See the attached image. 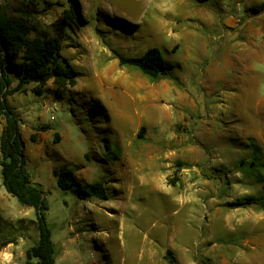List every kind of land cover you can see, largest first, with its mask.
Returning a JSON list of instances; mask_svg holds the SVG:
<instances>
[{"label":"rangeland","instance_id":"374dc122","mask_svg":"<svg viewBox=\"0 0 264 264\" xmlns=\"http://www.w3.org/2000/svg\"><path fill=\"white\" fill-rule=\"evenodd\" d=\"M37 2L39 32L60 36L80 73L62 101L52 83L43 96L31 85L9 97L57 256L74 242L88 264L104 255L119 262L124 241L157 249L160 264H200L203 247L215 264H264V147H238L264 137V0ZM71 7L79 25L59 32ZM153 48L169 77L120 65L119 56ZM3 126L0 118V136ZM60 168L83 189L102 183L109 200L62 191ZM4 191L0 167V210L24 217L1 222L0 251L13 243L24 261L38 241L35 210Z\"/></svg>","mask_w":264,"mask_h":264},{"label":"trees","instance_id":"16d2710c","mask_svg":"<svg viewBox=\"0 0 264 264\" xmlns=\"http://www.w3.org/2000/svg\"><path fill=\"white\" fill-rule=\"evenodd\" d=\"M204 5L211 0H190ZM37 0H0V118L4 126L0 136V167L2 185L6 192L24 207L35 210L38 241L26 252L25 264H56V244L49 228L47 213L50 210L46 194L32 182L27 170V154L21 136L20 120L9 103V97L22 93L25 87L35 85L33 93L43 96L52 83V91L58 101L78 85L80 73L63 57L64 43L60 36L50 37L39 32ZM75 7L64 11L58 22L59 32H65L71 24L78 27ZM120 65L139 70L151 79L169 77L172 69L158 48L149 49L141 57L119 56ZM16 84L15 87H13ZM51 92V91H50ZM139 138H143L142 131ZM33 143L36 135L31 136ZM58 187L69 191L77 187L80 200H109L102 183H94L88 189L76 174L67 168L54 170Z\"/></svg>","mask_w":264,"mask_h":264},{"label":"crops","instance_id":"0c3cea01","mask_svg":"<svg viewBox=\"0 0 264 264\" xmlns=\"http://www.w3.org/2000/svg\"><path fill=\"white\" fill-rule=\"evenodd\" d=\"M248 54H250V56L254 55V47H251V50H248ZM253 97L254 99H257L255 95ZM263 101L264 100H261L260 103H263ZM185 118L186 117H184L183 120H186ZM243 140L246 141L247 143L240 144L238 147L249 148L251 143L255 146L261 145L262 147H264V137L262 138L246 137ZM77 177L80 180L79 176ZM4 192H5L4 194L8 195L6 190ZM8 212H9L8 210H0V224L2 222V223H7V224L13 223L15 225L17 224L16 222L17 220H24V217L22 215H19V216L14 215V214L10 215ZM2 214H7L9 216V220L3 222L1 218ZM121 237L122 236H120V238ZM72 243L66 246L67 252L63 256L58 257L57 256L58 252L56 249V264H88L83 254H81L78 250H76V247H75L76 244L72 246ZM120 244H121L120 248H121L122 256L119 262H116V261L114 262L112 258L107 257L108 255H104L105 256L104 261L93 259L94 261L89 264H160L161 262V258H160L161 253L157 249H151V250L145 251L144 246L143 247H138V246L132 247L131 245L128 246L124 241H122ZM16 248L17 247L15 244L10 243L3 251H0V264H25L26 259L24 261H19L17 259V255L15 254ZM132 248H136V250L131 251ZM127 249H129L130 252H127ZM208 251L210 250L208 249ZM208 251L205 250V248L203 247V250L201 251V253H199L201 256H203V259L205 260V261L200 260L199 261L201 262L200 264H207L206 262L207 260H211L214 263V259L212 258V256L209 255ZM187 253L188 255L191 256L192 250L189 249ZM129 254L131 256L128 257L127 255ZM32 264H38V263L36 261H33Z\"/></svg>","mask_w":264,"mask_h":264},{"label":"bare ground","instance_id":"6f19581e","mask_svg":"<svg viewBox=\"0 0 264 264\" xmlns=\"http://www.w3.org/2000/svg\"><path fill=\"white\" fill-rule=\"evenodd\" d=\"M134 122V121H133Z\"/></svg>","mask_w":264,"mask_h":264}]
</instances>
